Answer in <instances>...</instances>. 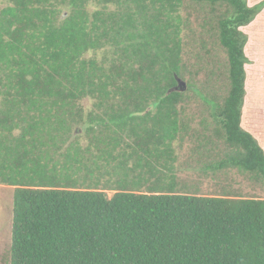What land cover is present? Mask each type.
I'll return each mask as SVG.
<instances>
[{"label":"trees","instance_id":"16d2710c","mask_svg":"<svg viewBox=\"0 0 264 264\" xmlns=\"http://www.w3.org/2000/svg\"><path fill=\"white\" fill-rule=\"evenodd\" d=\"M3 1L10 264H264V197L201 194L177 169V146L195 137L203 168L264 183L245 34H264V1ZM196 20L210 30L194 34ZM195 95L209 108L197 129Z\"/></svg>","mask_w":264,"mask_h":264},{"label":"rangeland","instance_id":"374dc122","mask_svg":"<svg viewBox=\"0 0 264 264\" xmlns=\"http://www.w3.org/2000/svg\"><path fill=\"white\" fill-rule=\"evenodd\" d=\"M247 1L251 6H254L264 0ZM6 4L7 2L0 0V9L6 6ZM193 11L194 13L190 16L191 18H193V16H197L202 10L197 8ZM202 22L203 18L201 20V24ZM192 27L193 33L197 35L202 34L203 31L210 30V28L202 30L200 21L198 24V20L192 23ZM245 34L247 35L250 44V46H246L247 56L251 59V63L247 66V103L259 106V104L264 103V34L260 33V31L258 30L256 31V34H252L249 32H245ZM189 35L191 34H189L185 30L184 38L186 40ZM190 40L191 38H189V41ZM211 41L214 43L212 47L215 50H218L219 57L222 59L225 54L223 52V48L219 43V40H217V38H214ZM251 46H253L254 49L251 48ZM186 48L187 50L189 49V51H191L190 49H192L191 46L188 45L186 46ZM204 78L205 77L202 76L200 80H204ZM199 83H202V81H199ZM208 110L209 108L203 103L201 98H198V96H196L194 101L192 100L190 107L188 108V113L192 119V122L190 124L193 129L198 128L199 120L203 115L207 116ZM195 144V137H187L185 142L177 146V169L181 180H184L193 188L198 189L199 193L205 195H219L223 193V191H235L246 197H264V183L251 182L233 168L223 170L221 169L218 171H214L212 169L206 170L205 168H203L200 163L196 162L197 154L195 151ZM211 159L213 160L214 158L211 157ZM211 159L206 157L202 162L211 161ZM112 194L113 192L110 191L109 195ZM12 221L13 187L0 185V264H10L11 261L10 244L12 238Z\"/></svg>","mask_w":264,"mask_h":264},{"label":"water","instance_id":"95a60500","mask_svg":"<svg viewBox=\"0 0 264 264\" xmlns=\"http://www.w3.org/2000/svg\"><path fill=\"white\" fill-rule=\"evenodd\" d=\"M180 83H182V82H180ZM183 85L185 86V85H186V83H185V82H183Z\"/></svg>","mask_w":264,"mask_h":264},{"label":"crops","instance_id":"0c3cea01","mask_svg":"<svg viewBox=\"0 0 264 264\" xmlns=\"http://www.w3.org/2000/svg\"><path fill=\"white\" fill-rule=\"evenodd\" d=\"M251 110H256V109H251Z\"/></svg>","mask_w":264,"mask_h":264}]
</instances>
